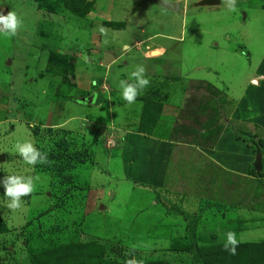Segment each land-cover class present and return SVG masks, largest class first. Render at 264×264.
Listing matches in <instances>:
<instances>
[{
  "label": "rangeland",
  "instance_id": "obj_1",
  "mask_svg": "<svg viewBox=\"0 0 264 264\" xmlns=\"http://www.w3.org/2000/svg\"><path fill=\"white\" fill-rule=\"evenodd\" d=\"M178 2L188 11L142 0H0V11H15L23 22L16 36L0 34V179L39 177L17 210L6 207L0 184V264H125L133 258L139 264H264V249L241 248L264 242V187L251 173L255 152L225 126L230 121L264 141V114L262 124L246 117L264 112V17L240 16L260 14L248 9L264 11V0H240L235 11L224 0L198 7ZM130 3L128 16L140 13L148 23L135 28V42L112 37L105 44L99 26L123 29L113 13L127 12ZM137 65L151 83L128 105L120 81ZM213 89L225 97L215 141L194 134L208 124L204 119L187 129L184 142L170 140L180 112ZM93 92L98 103L86 105L91 115L81 125L68 106H81ZM146 97L158 110L149 134L156 142H142L133 153L122 144L127 131H136ZM123 104L126 116L119 112ZM110 107L117 108L113 121ZM24 139L48 162L33 167L15 154V143ZM259 151L264 179V146ZM133 169L135 181L125 176ZM152 171L160 176L156 185L147 177ZM105 176L115 186L107 182L103 191ZM167 200L195 218L192 229L164 209ZM228 231L236 233L235 254L224 248Z\"/></svg>",
  "mask_w": 264,
  "mask_h": 264
},
{
  "label": "trees",
  "instance_id": "obj_2",
  "mask_svg": "<svg viewBox=\"0 0 264 264\" xmlns=\"http://www.w3.org/2000/svg\"><path fill=\"white\" fill-rule=\"evenodd\" d=\"M68 3V1H67ZM117 25V24H116ZM114 28H117L114 24ZM208 85V84H207ZM71 100H75L72 97H68ZM97 100L99 98L97 97ZM225 97L222 93H219L218 90L213 89L210 94L205 97L202 101H195L194 103H190L189 107L185 110H182L179 114L180 123H175V132L169 135V139L172 141H182V137H184L187 129L192 126H199L201 123H204L203 120H206L205 123H208L202 127L201 133L198 134L196 130H193L196 135H200L201 138L207 137L210 139V142H214L219 131L221 130L223 124L216 123V120L225 118L224 113L220 110L222 103L224 102ZM155 107L156 104L153 103L151 98L146 97L143 99V107L138 119V127L136 129L137 132H141L149 135L151 130L154 128L156 119L158 116L157 107L154 109L151 107ZM160 107V106H158ZM222 109V108H221ZM218 114V115H217ZM218 116V118H217ZM213 126L211 128L210 124ZM225 126L231 131L232 136L237 141H244L247 143L248 147L251 149L252 153L255 152V147L264 146V141L260 140V138L256 139V135L254 133H250L248 131H242L233 126L232 122L226 121ZM182 138V139H181ZM193 142H197V139L191 140ZM184 142V141H182ZM252 175L255 177L256 181L264 187V179L262 172L260 170H251ZM162 206L167 212H173L176 215H180L183 220L186 221L187 227L192 229L195 218L189 220V216L183 211L181 208L175 206L170 201H162ZM210 205H205L201 208L200 212L204 209L209 208ZM254 247V250L259 252L260 249H264V242L256 243V244H246L245 246H241V248H249ZM226 252H229L226 250Z\"/></svg>",
  "mask_w": 264,
  "mask_h": 264
},
{
  "label": "clouds",
  "instance_id": "obj_3",
  "mask_svg": "<svg viewBox=\"0 0 264 264\" xmlns=\"http://www.w3.org/2000/svg\"><path fill=\"white\" fill-rule=\"evenodd\" d=\"M226 7L229 11L236 10V0H224ZM22 20L18 17L15 11H7L5 14L0 11V34L13 37L16 36L22 27ZM98 31L107 36V29L99 26ZM107 44V39L104 40ZM151 81L146 76V69L143 65H137L129 74L128 80L120 81V94L121 98L128 104L136 103L137 97L142 95L143 91L150 85ZM255 83V81L253 82ZM14 153L19 155L20 158L27 164L35 166L37 163H47V154L42 153L37 149L31 141L17 142L14 145ZM39 177L23 176L18 174L6 175L0 179V184L3 186V194L8 198L6 207L11 210H17L22 207V197L29 196L34 190V180ZM226 241L224 243L225 250L231 254H235L238 240L236 233L228 231L226 234ZM133 250H130L126 255H130ZM125 264H139L136 259H127Z\"/></svg>",
  "mask_w": 264,
  "mask_h": 264
},
{
  "label": "crops",
  "instance_id": "obj_4",
  "mask_svg": "<svg viewBox=\"0 0 264 264\" xmlns=\"http://www.w3.org/2000/svg\"><path fill=\"white\" fill-rule=\"evenodd\" d=\"M152 1V2H151ZM142 0V2H144L145 4H146V6H154V7H156V5H155V3H153V2H155L154 0ZM164 1H167V2H177L178 3V9H177V11H175V12H178L179 10H180V6L182 7V12H186V11H188V8H186L183 4H181V3H179L178 1L179 0H164ZM196 2V1H198V0H191V2ZM240 2V0H236V6H237V9H239L240 7L238 6L239 4L237 3V2ZM157 2V1H156ZM190 2V3H191ZM192 2V3H193ZM219 3H220V0H219ZM218 3V4H219ZM183 5V6H182ZM131 6H132V4L130 3L129 5H127L126 7H127V12H125V13H123L120 9L118 10V11H121L120 13L118 12V13H116V12H114L113 14H115V16H116V18H117V20H119V21H121V23L123 22V25H124V27H123V29H112V30H107V41H108V43H112V40H111V38L112 37H114V42L115 43H117L118 41H130L131 43L132 42H135V40L139 37V35L140 34H135V28L137 29H139V26H141L142 24H144V23H148L147 21H148V18H143V17H141V15H140V13H136V14H134L131 18H130V16L132 15V14H130L129 16H128V12H129V9L131 8ZM183 7H185V9L186 10H184L183 9ZM118 9V8H117ZM204 9L205 10H208V9H210V8H208V7H204ZM113 10H115V8H113L112 9V12H113ZM248 10H253V11H255V12H258V13H260V14H258V15H255L253 12H251V11H249V12H247V11H244L243 13H241L240 11H239V13L238 14H240L241 13V18H248V17H250V18H261L262 16L264 17V11H263V9H258V8H254V9H248ZM171 11V10H170ZM193 11H195L194 9H193ZM126 15V16H125ZM119 17V18H118ZM234 18H237L236 16L234 17ZM131 28L130 30H128V28ZM111 40V41H110ZM116 40H118L117 42H116ZM214 43V42H213ZM257 65V63H255V64H252V66H251V68H250V70H249V72H253V70H254V67ZM81 84V83H80ZM82 86H84L85 84H81ZM243 85H244V83H243ZM243 85H241L240 86V89L238 88V90H239V96H241V94H242V92H243V89H244V86ZM251 85V84H250ZM82 86H80V87H82ZM251 86H253V85H251ZM82 89V88H81ZM93 94H94V97H93V101L92 102H86L87 101V98L89 97V96H91L92 95V93H90L89 95H87V94H84V97H82L81 98V100H79V101H84L85 103L84 104H82L81 106H77V107H74L73 106V104H70L68 107V109H72V110H74L75 112L77 111L78 112V114H79V116H78V121L77 122H80L81 123V125H82V120L83 121H86V120H89V117H90V115H91V110L89 109V108H87V106L86 105H89V106H95V104H97L98 103V100H97V96H96V93L95 92H93ZM244 94V93H243ZM252 100H255V99H252ZM74 101H77V100H74ZM78 102V101H77ZM83 103V102H82ZM76 104V103H75ZM72 105V106H71ZM116 109L117 108H111L110 107V109H109V111L112 113V112H115L116 111ZM127 111H128V109H127V106H125L124 104L122 105V106H120V113H122V115L123 116H126V113H127ZM73 113V114H75V115H77L76 113ZM71 113H67V115H66V118H65V121L63 122V123H65V125H69V124H72L73 122L72 121H69L68 122V120H70L69 118H71V115H70ZM264 114V112H254V114H252L250 117H248V116H246L247 118H251L252 120H254L255 121V123H259V124H262V121H263V118H262V115ZM115 115H118L116 112H115V114L114 115H110V120H115ZM121 115V116H122ZM69 116V117H68ZM73 118V117H72ZM82 119V120H81ZM138 121V120H137ZM75 123V122H74ZM99 125H101V124H99ZM264 125V124H263ZM88 129H92V127L91 126H89V128ZM94 129H97V128H94ZM125 131H127V130H125ZM127 134H126V141L125 142H123V149H125V148H127V147H132V149H133V153H139V152H141V147L144 145V144H147V143H149V144H155L154 143V141H155V137L153 136V135H147V134H144V133H141V132H137V131H127L126 132ZM13 134H14V130H13ZM27 138H29L27 135L28 134H24ZM23 141H25V139L23 140ZM22 141V142H23ZM27 141H29V139H27ZM133 141H134V143H133ZM9 142H12V140H9ZM142 142H144V144H142ZM156 142V141H155ZM161 143H165L164 145H166L167 144V142H165V140H163ZM12 145L14 144V143H11ZM166 147V146H165ZM1 151H3V150H1ZM0 153H3V152H0ZM5 155V154H4ZM115 159L116 158H113V159H107V161L110 163V162H112L113 163V161H115ZM105 159H102V161H104ZM134 168V167H133ZM135 169V168H134ZM134 169H133V171L132 172H128V170L126 171V173H125V176L127 177V178H131L132 180H134L135 181V178H133L134 177V174H135V171H134ZM162 169V168H161ZM136 170V169H135ZM152 170H158V168L156 169V165L154 164L153 166H152ZM157 172H154V171H152V172H150V173H147L148 175H147V177L150 179V181H151V183L152 184H154V185H156L157 183H159V177L157 176V174H156ZM160 174H161V172H159ZM93 174L95 175V177H97L96 176V174L93 172ZM111 175H113V174H111ZM89 176H90V174H89ZM145 176V175H144ZM106 178H105V182L103 181L102 182V184H100L99 186H101L100 188H101V190H105L106 189V187L105 186H103L102 187V185H105V184H107V182H110L111 183V185L112 186H115L114 185V179L113 178H110V177H107V176H105ZM137 181H141V178H138V180ZM144 181V180H143ZM157 181V182H156ZM136 220V219H135ZM137 221V220H136ZM137 222H139V221H137ZM140 222H142V221H140ZM139 222V223H140ZM165 240L163 239V242H164Z\"/></svg>",
  "mask_w": 264,
  "mask_h": 264
},
{
  "label": "water",
  "instance_id": "obj_5",
  "mask_svg": "<svg viewBox=\"0 0 264 264\" xmlns=\"http://www.w3.org/2000/svg\"><path fill=\"white\" fill-rule=\"evenodd\" d=\"M159 2L164 8L168 9V10H174L177 11L178 9V3L177 2H167L164 0H154ZM219 3V0H198L196 2L191 3V6H207V5H217ZM93 97L94 94H92L91 96H89L87 98L86 102H92L93 101ZM83 102V101H81ZM85 103V102H83ZM261 155H260V151L258 147H255V153H254V161H253V169L254 170H260L261 167ZM4 159V154L0 153V161H2Z\"/></svg>",
  "mask_w": 264,
  "mask_h": 264
}]
</instances>
